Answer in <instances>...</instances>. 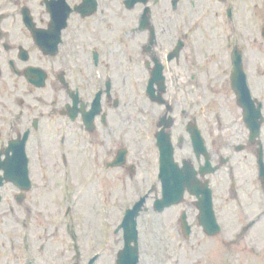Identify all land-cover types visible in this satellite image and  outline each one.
I'll list each match as a JSON object with an SVG mask.
<instances>
[{"label": "flooded vegetation", "instance_id": "flooded-vegetation-1", "mask_svg": "<svg viewBox=\"0 0 264 264\" xmlns=\"http://www.w3.org/2000/svg\"><path fill=\"white\" fill-rule=\"evenodd\" d=\"M66 2L72 7L80 4L81 11L69 14L55 50L58 26L44 0H0V151L4 160L9 140L22 139L28 132L25 157L31 179L28 191L7 183L16 191H10L11 202L0 213L31 215L29 222L18 219L19 228L23 223H37L38 180L47 181L46 174L51 178L54 168L63 172L66 164L96 167L100 189L112 198H118L120 186L124 191L120 196L140 197L151 177L160 183L159 130L169 133L176 161L189 159L196 168L204 163L205 157L195 150L190 126L200 130L213 163L221 162L225 155L221 188L225 205L231 197L252 204L262 191L259 148L261 144L264 149V74H253L251 79L249 73L248 77L262 111L260 137L250 141L242 114V128L238 129L228 122H217V112L207 116L210 101L201 98L199 88L214 86L221 78L218 72L209 74L200 64L199 54L187 40L190 30H183L181 19H155L154 43L150 41V28H140L144 10L141 2L131 7L125 0ZM24 10L30 16L31 28ZM239 18L242 23V16ZM263 27H259V34L264 41ZM36 35L43 38L45 49ZM245 37H240L239 44L243 65L251 71L250 61L248 66L245 63L249 49ZM263 41L259 43L260 53L264 51ZM158 67L166 85L163 103L151 101L146 93ZM136 86L143 90L141 99L162 109L159 118L153 109L144 111L142 123L146 128L141 130L135 127ZM139 131L146 134L142 145L136 143L135 133ZM16 150L17 164L21 165L20 144ZM119 154L123 155V164H112ZM207 178L213 184V175L203 180ZM160 195L157 187L149 198ZM227 208L230 206L226 207L228 213Z\"/></svg>", "mask_w": 264, "mask_h": 264}, {"label": "rangeland", "instance_id": "rangeland-1", "mask_svg": "<svg viewBox=\"0 0 264 264\" xmlns=\"http://www.w3.org/2000/svg\"><path fill=\"white\" fill-rule=\"evenodd\" d=\"M235 1V16H242L241 26L245 29V38L249 42L245 63L247 65L250 61V68L253 70L248 71L253 79L256 73L264 74V51L260 53L258 50L259 43L263 41L259 27L264 25V0ZM227 3L221 0H180L177 9L173 10L170 0H161L159 4L151 1V6L154 15H161L162 20L181 19L184 21V31L195 29L191 38L200 55V63L206 67L209 74L215 70L213 73L218 72L221 78L214 86L199 88L201 98L210 101L206 107L207 116L211 117L213 111L214 114L217 112V122H220L219 119L227 120L238 129L242 123V111L231 88L229 73L232 64L229 54L235 45L239 46L238 40L241 36L239 27L231 26L227 18ZM255 3L259 5L256 7ZM134 94L138 98L135 100V127L141 130L146 128L142 123L145 121L142 113L153 109L155 117L159 118L162 109L148 103L146 98L141 99L139 95L143 94V90L140 86L135 87ZM145 135L141 131L135 133L136 143L144 144ZM60 169L59 173L57 168L52 169L51 181L38 180L37 200L39 207L46 212L44 211L42 216L37 215V223L32 221V226L21 229V234L28 230L30 235L35 237L33 242L30 238L27 248H24L17 234L18 219L30 220L31 215L24 217L23 213L21 217L4 216L0 213L1 259L4 257L9 261L6 264L24 263L30 257V251H37L35 264H71L78 259L86 263L90 256L99 252L100 257L95 264H115L117 251L123 245L122 231L114 232L124 214L122 186L119 187L122 196L119 194L115 199L108 196V199L104 200L105 198L97 192V189H100L96 178L93 176L90 180L87 174L93 168L76 167V178L79 179L77 182H65L64 172ZM222 180L223 173L220 171L215 174L214 181L219 186ZM260 189L262 191L258 193L256 200L245 206L249 208L248 213H244L246 209H241L232 197L225 205L226 200L222 199L221 189H216L215 196L220 197L217 200L216 212L222 231L214 237L202 232L196 218L197 211L190 205L193 201L191 202L189 197L184 203L163 214L157 215L150 206V209L143 211L139 217V264H264V187L261 185ZM10 191L16 190L9 185L3 188L4 200L0 203V210L11 202ZM65 191L68 206L66 218L64 211L61 212L59 201ZM153 201L151 199L150 203ZM227 206H230L227 208L228 213ZM183 209L191 212L190 220L194 224L195 234L191 237L192 242L189 240L188 243L183 241L182 233L177 230V220ZM254 214H258L259 220L248 226L247 221L254 217ZM200 242L201 245L195 248L194 245ZM24 256L26 258L23 259Z\"/></svg>", "mask_w": 264, "mask_h": 264}, {"label": "water", "instance_id": "water-1", "mask_svg": "<svg viewBox=\"0 0 264 264\" xmlns=\"http://www.w3.org/2000/svg\"><path fill=\"white\" fill-rule=\"evenodd\" d=\"M177 0H174V3L176 4ZM63 13L59 10H56L53 15L60 16ZM60 19V18H57ZM235 59V71L233 76V88L237 93L238 96V103L245 107V120L247 121L249 127L251 130V137H255L260 129V121H258L255 111L252 109V100L250 98V93L247 88V84L245 81L242 65H241V56L239 52L234 54ZM159 145L162 148L163 152L166 153L168 149V153L164 155L163 163L165 165L166 170H174V167L170 162H172L171 154H172V148L171 144L169 142V138H162L160 137ZM201 145V144H200ZM167 167L169 169H167ZM3 168L5 170V178L7 180L13 181L16 184L21 185L23 182V177H21V169L15 168L13 166H7L0 163V169ZM24 172L26 173V169L22 167ZM263 170V177H264V168ZM174 175V174H173ZM172 175V176H173ZM179 174H177L178 176ZM179 180L177 181H169L167 183V188L164 189V191L168 192H174L172 194L168 193L167 197L164 199L158 200L157 207L158 209H163L166 205H170L172 203L179 202L182 198L184 189L179 188L178 185L181 182V179H183V175L179 176ZM3 184V177L0 176V186ZM190 186V191L200 194L202 193V197L199 201V208H200V215H199V221L204 226V229L209 234H216L220 231V225L217 222L214 209H213V203H212V195H211V189L205 186H201L200 183L198 184H192L190 185L189 182H187ZM142 202L138 203L136 207L132 210H129L126 214L124 221L122 223V226L124 227V238H125V245L123 249H121L118 252V257L116 260V264H137L139 261V250H138V232L136 229V217L139 214L140 206ZM185 217V216H184ZM186 233L188 234L190 232V225H188L186 222H184ZM95 260V257L91 259V261L88 264H92V262ZM74 264H81L80 262H76Z\"/></svg>", "mask_w": 264, "mask_h": 264}]
</instances>
